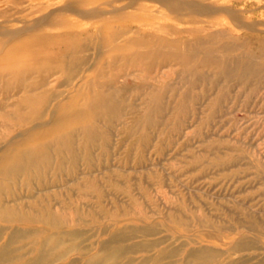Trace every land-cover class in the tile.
<instances>
[{
    "label": "rangeland",
    "instance_id": "rangeland-1",
    "mask_svg": "<svg viewBox=\"0 0 264 264\" xmlns=\"http://www.w3.org/2000/svg\"><path fill=\"white\" fill-rule=\"evenodd\" d=\"M131 2L41 0L35 5L31 0H0V32L30 25L66 6L93 13L107 8L105 14L123 17L138 12ZM140 2L153 11L114 21L130 30L118 40L133 36L136 28L173 24L231 31L239 36L234 41H240L242 49H255L258 39L264 41V0H219L220 6L232 7L239 20H230L221 11L217 18L200 15L198 22L188 21L184 13L176 17L156 0ZM114 6L119 8L112 10ZM64 13L86 20L74 11ZM105 30L100 38L89 39L84 56L90 73L110 60ZM4 39L8 41L0 37V56L7 55ZM170 60L146 70L143 63L130 66L113 59L103 77L114 80L110 78L103 89L125 85V103L112 121L98 120L103 135L88 144L87 151L83 138L77 137L73 144L77 160H65L60 169L54 168V161L41 166V179L33 175L28 182L24 177L5 182L1 195L20 217L12 223L0 219V244L9 241L10 249L4 264L39 259L41 239L48 253L65 249L49 264H90L94 255L93 264H264V53H255L249 79L220 76L215 66L198 56L191 61L198 77L174 80L181 70ZM85 81L74 86L86 85ZM1 90L0 101L8 102L9 110L18 94L10 89L8 99ZM58 99L48 101L41 129L56 117ZM152 105L156 111L148 110ZM36 122L16 126L7 140L21 132L16 138L30 145L34 137L33 129H28ZM24 150L15 144L9 148L12 157ZM49 212L57 217L53 225L23 222L29 214ZM55 235H61L58 244L50 241ZM117 245L122 247L118 257L112 254Z\"/></svg>",
    "mask_w": 264,
    "mask_h": 264
},
{
    "label": "bare ground",
    "instance_id": "bare-ground-1",
    "mask_svg": "<svg viewBox=\"0 0 264 264\" xmlns=\"http://www.w3.org/2000/svg\"><path fill=\"white\" fill-rule=\"evenodd\" d=\"M19 1L21 0H12L14 3ZM31 1L36 2L35 5L41 3V0ZM72 1L81 4L80 1L85 0ZM156 1L177 14L176 17L183 13L189 15L188 21L191 22L202 20L200 15L217 18L216 14L221 11H224L230 20L231 18L239 20L238 13L228 5L220 6L219 0ZM131 3L141 15L148 16L153 11L152 6L149 7L140 0H132ZM124 6L126 5L120 7ZM117 8L119 7L114 6L112 10ZM105 9L97 8L93 13L92 10L77 12L68 6L61 7L58 11L53 10L42 18L32 20L33 23L30 25L0 32V37L8 39V41L6 39L2 41V47L6 48L7 55L0 56V89L8 99L12 96V93L8 94L10 89L18 94L15 97L17 102L10 105L9 110L8 102L0 101V129H2L0 130V219L4 222L12 223L20 217L15 207L5 202L1 195L7 180L15 181L24 177V181L28 182L33 175L41 179V166L52 164L54 161L56 162L54 168L60 169L65 160L75 162L79 156L73 146L77 137L83 138V144L85 143L86 146L93 144L103 135V128L100 127L98 120L109 118L108 120L112 121L122 111V105L125 103L124 97L122 98L125 85L109 91L103 89L110 84V78L114 80V77L109 75L107 78L103 77L107 71L106 68L113 65V59H122L130 66L143 63L142 68L149 70L154 63L171 58L174 64L180 66L181 71L175 72L174 78L178 80L184 76L189 79L198 77L194 67L191 66V61L199 56L202 62L215 66L220 76L237 75L243 79H249L253 74L251 63L255 61V53H264V41L261 39H258L255 49H242L240 41H234L236 37H239L237 34L231 31L227 34L226 30L217 28H205L206 32H204L205 29L201 30L198 26L178 28L173 24H163L154 26L150 30L136 28L133 36L125 37L123 41L118 40L121 35L130 30L114 21L123 17L129 20L139 13H128L122 17L107 15ZM67 11H74L86 20L68 17L64 13ZM179 20L182 18L180 17ZM104 28H107L105 32L109 38L110 60L108 65H99L94 73H90L85 66L87 59L84 54L90 47L89 39L99 37ZM184 31L193 32L196 35L192 38L186 36L172 38L157 34ZM115 39L116 41L112 42ZM53 77L55 82L52 81ZM101 77H103L101 81L96 80ZM83 79L86 80V85L74 86ZM61 95L66 96V99H58ZM51 98L58 99L53 109L56 117L51 116L54 118L53 121H45V127L41 129L39 127L41 119L47 116L45 108ZM217 100L220 101L221 98ZM153 108L154 111L157 110L155 105L150 106L148 110L151 111ZM33 120L38 122L28 129V131L33 129L31 135L34 138L30 145L16 138L22 135L21 132L7 140V136L16 126L24 127ZM13 144L25 150L13 152L12 157L9 148ZM88 148V146L84 147L83 150L87 151ZM56 219L55 214L49 212L43 216L29 214L23 222H42L53 225ZM59 236L61 235L51 237L50 241L58 244ZM44 246L45 241L41 239L36 252L39 259L29 260L26 263L49 264L65 252V249L61 248L57 253H48ZM114 250L112 254L118 257L122 247L117 245ZM8 256H10L9 241H6L0 244V264H4ZM90 259L89 263L93 264L96 256Z\"/></svg>",
    "mask_w": 264,
    "mask_h": 264
}]
</instances>
